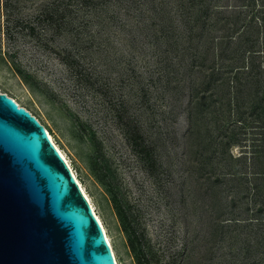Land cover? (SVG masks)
<instances>
[{"label": "rangeland", "instance_id": "rangeland-1", "mask_svg": "<svg viewBox=\"0 0 264 264\" xmlns=\"http://www.w3.org/2000/svg\"><path fill=\"white\" fill-rule=\"evenodd\" d=\"M261 3L0 0V90L51 132L118 264H264L261 93L235 69Z\"/></svg>", "mask_w": 264, "mask_h": 264}, {"label": "water", "instance_id": "water-1", "mask_svg": "<svg viewBox=\"0 0 264 264\" xmlns=\"http://www.w3.org/2000/svg\"><path fill=\"white\" fill-rule=\"evenodd\" d=\"M0 264H118L45 125L1 90Z\"/></svg>", "mask_w": 264, "mask_h": 264}, {"label": "trees", "instance_id": "trees-1", "mask_svg": "<svg viewBox=\"0 0 264 264\" xmlns=\"http://www.w3.org/2000/svg\"><path fill=\"white\" fill-rule=\"evenodd\" d=\"M260 13H264V3H261L257 9ZM253 22L255 23V28H253V30L257 33V38L256 40H258L260 42V49H255V44L253 42L249 43V46L251 49H249V47L246 49V52L248 54H251L252 57H256L258 58L255 61H250L248 62V64H244L241 66H236V71L238 73L243 72L246 74L245 77V83L243 84L244 88H240V85L237 86L239 91H244L246 90L247 92H256V94H260L257 101L255 102V104H253V107H255V109H259L258 112V116L261 114H264V17L262 16H255L253 17ZM252 29V26H249ZM240 31H237V33H239ZM234 35H228L225 36V38L228 39H233ZM246 84V85H245ZM261 141V139H259V142ZM258 146L260 147V145L258 144ZM257 146V147H258ZM260 153V151H256L254 153V155H258ZM253 175H255L258 178H263L264 177V171H255L253 173ZM242 176H244V173H242ZM256 192V191H255ZM259 193H261L259 191Z\"/></svg>", "mask_w": 264, "mask_h": 264}, {"label": "bare ground", "instance_id": "bare-ground-1", "mask_svg": "<svg viewBox=\"0 0 264 264\" xmlns=\"http://www.w3.org/2000/svg\"><path fill=\"white\" fill-rule=\"evenodd\" d=\"M16 100H17L18 103H19V100H18L17 98H16ZM48 133H49V131H48ZM49 137H50V139L52 140V142L54 143V145L56 146V148L60 151L61 155L63 156V158L65 159V161H66L67 164L69 165V167H70V169L72 170L73 174L75 175V177H76V179H77V181H78V183H79V186H80V188H81L83 194L85 195V197H86L87 200L89 201V203H90V205H91L93 211L95 212V215L97 216V218L99 219L100 223L102 224L103 229H104L105 234H106L105 226L103 225V222H102L101 218L98 216V214H97V212H96V210H95V207L93 206V204H92V202H91L89 196H88L87 193L85 192V189L83 188L82 183L80 182V180H78V177H77L75 171L73 170V168H72V166H71V164H70V162H69L67 156L65 155V153L63 152V150L58 146V144L55 142V139L53 138V135L51 134V132L49 133ZM106 236H107V234H106ZM107 239H108V237H107ZM108 241H109V239H108ZM109 243H110V241H109ZM110 245H111V243H110ZM111 248H112V246H111ZM112 250H113V248H112Z\"/></svg>", "mask_w": 264, "mask_h": 264}]
</instances>
